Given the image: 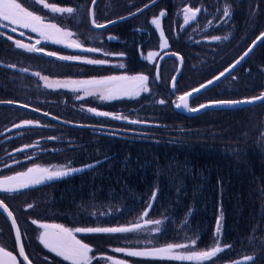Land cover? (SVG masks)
Masks as SVG:
<instances>
[{
	"label": "trees",
	"instance_id": "16d2710c",
	"mask_svg": "<svg viewBox=\"0 0 264 264\" xmlns=\"http://www.w3.org/2000/svg\"><path fill=\"white\" fill-rule=\"evenodd\" d=\"M45 1L74 8L75 20L58 16L57 21L83 32L81 38L85 48L94 46L122 53L121 58L129 73L147 72L146 66L154 61V57L150 61L145 57L150 51H155L159 44L150 29L152 24L147 21L144 26L135 25V20L141 16L150 19L152 15L166 11L167 23L168 15L178 9L161 7L163 0H158L131 19L104 30H94L90 19L91 0ZM151 3L153 0H99L95 19L97 23H108L130 16ZM31 4L32 0H28L26 6ZM30 10L53 18L42 5L35 9L30 7ZM234 13L237 27L240 28L234 36L243 40L242 45L230 47L233 52L236 51L235 55L227 47L223 53L215 52L192 71L193 68H188L189 61L193 59L195 62L196 58L191 48L182 43L176 50L185 59L176 95L199 87L219 75L264 33V0H252L243 7L238 5ZM247 25L250 28L245 32L244 26ZM0 32L4 33V37L0 38V101L23 103L48 112L53 117L49 119L21 109L0 107V154L42 140L49 148L43 155L48 161L70 163L75 168L84 169L59 181L23 190L22 193L0 194L20 225L32 224V220L70 225L74 218L76 220L80 209L93 207L120 210V220L106 225L122 226L128 217H131L129 223H135L139 222L141 213L152 202L151 194L156 192L147 220H160L163 223L165 230L161 238L164 244L176 242V238H182L185 234L190 239L196 238L202 248H210L219 219L220 244L222 248L231 246V250L218 254L215 264H237L238 261L248 264L246 255L242 253L248 250L253 252L251 246H264V148L258 144V134L254 130L257 121L253 116L264 111L260 109L262 104L241 110H210L187 117L178 113L175 106L161 105L151 97L135 101L118 100L107 105L96 104L90 99L75 102L68 91L44 90L34 73L53 78H84L107 76L113 74L112 71H108L107 67L64 62L44 54L28 53L7 40L8 33L3 29ZM96 33L112 34L118 38H104L103 44L94 45L92 38ZM40 47L45 52L53 51L60 55L86 54L81 50L46 42ZM194 49V52H199L198 48ZM170 60H166L162 66ZM263 68L264 43L232 76L193 100L192 105L197 107L211 100L259 96L264 92ZM185 74H189L191 86L182 83ZM237 76L240 78L234 82L232 79ZM229 80L232 85L224 87ZM156 84L159 90H170L172 95L170 85H164L162 79L159 83L156 80ZM87 107L119 112L128 117L149 115L152 119L145 121L152 125L139 131L137 126L124 121L90 115L85 111ZM32 117L45 122V126L10 130ZM50 147L60 150L52 152ZM88 165L96 167L89 168ZM19 194L31 199L27 203L54 209L58 218L32 216L21 210L26 203L21 204L15 197ZM2 195H12L13 198L7 200ZM134 216L136 218L132 219ZM0 225L9 226L3 213H0ZM12 238L11 235V241ZM260 252L263 253L262 250ZM255 261L264 264V254Z\"/></svg>",
	"mask_w": 264,
	"mask_h": 264
},
{
	"label": "snow or ice",
	"instance_id": "6c2138e0",
	"mask_svg": "<svg viewBox=\"0 0 264 264\" xmlns=\"http://www.w3.org/2000/svg\"><path fill=\"white\" fill-rule=\"evenodd\" d=\"M92 4L95 5L96 0H91ZM158 2V0H153V3ZM28 0H0V29H4L6 32L17 33L18 29H27L30 33H36L39 35L40 39H36L34 44L23 43L20 39L14 41L15 47L18 49H23L28 53H39L44 54L48 57H55L60 61H75L87 65L95 66H105L109 64L107 59H93L87 58L82 55H59L57 52L48 51L45 52L43 47H37L41 44V40L49 41L53 44H64L68 49H81L84 53H99L101 49L96 47H83L80 43L72 40V33L59 27L56 23L49 22L48 16H41L36 14L35 10H30V7L35 9L37 6L42 5L43 9H50V13L55 17V14H74L75 9L71 7H58L54 4L45 3L44 0H32L31 6H26ZM149 5H145V8ZM84 11V9H81ZM141 12L143 9L140 10ZM185 11H191L190 9H185ZM199 12L200 9H196ZM133 16L136 13L132 14ZM160 17L166 16V12H161ZM195 13H193V16ZM223 16L229 17V10L225 8L223 10ZM123 19H127L124 17ZM185 24H187L188 17L184 18ZM117 21H109L108 23L114 24ZM226 22V21H225ZM157 29L160 28V21L158 19H153L151 21ZM92 25L95 29H106L107 24L97 23L95 19L92 20ZM19 36L24 37L25 32L19 31ZM4 37V33L0 32V38ZM7 40L12 41L13 36L7 35ZM264 38V33H261L257 37V41H262ZM112 39V38H110ZM160 39L163 41L164 33L160 32ZM215 41H219L220 37H214ZM227 39V37H225ZM65 41H68L65 43ZM256 46V41L253 42V47ZM161 48L165 47L164 43H161ZM253 51L250 47L238 60L235 61L230 68H226L224 71L220 72L218 76L214 77L213 80H208L205 84L199 85V87L191 89V91L184 92L183 94L176 97V100L172 101L177 109H184L191 113H199L200 111H206L209 108H216L220 110L234 109L241 110L242 105L255 106L257 102L264 103V93L258 97L251 98H241V99H219L211 100L204 103H200L197 107H189V101L195 100L199 95L203 94V91L208 90L210 85L221 82V78H226V73L232 75L233 69L241 63ZM105 56L108 53H104ZM123 56V54H119ZM173 57L176 56L175 53L172 54ZM153 53L149 52L145 59L152 60ZM118 67L124 68V64H119ZM26 71V70H22ZM36 75H39L37 73ZM158 75L156 79L158 80ZM47 80V77L44 78ZM149 77L144 74L137 75H108L101 77H93L90 79H79V80H64V81H52L47 84L49 88H70L72 92L79 93L83 92L86 96H95L101 101H112L119 100L123 98L133 99L139 97L142 93H149L150 88L148 86ZM172 95L176 93L175 77H173V85L171 89ZM80 99V96L76 97ZM159 104L165 105L167 101L165 99H160ZM87 111L92 113L95 117H105L111 119H124L127 123L137 124L140 123L139 120L131 119L127 117H121L107 111H99L96 108H88ZM47 115V113H45ZM34 122L32 120L23 121L22 125H16V127L32 126ZM27 146H25L26 148ZM25 149H20L19 151H24ZM30 159H35L34 157H29ZM23 161H18L22 163ZM87 167L93 168L96 165H88ZM84 171L83 168L74 167H59V168H46L35 165L33 167H28L26 172H18L12 176H5L0 179V194H17L22 193L23 190L31 189L36 185H41L45 182H54L67 177L72 176L75 173ZM156 192L151 194V201L154 202L156 199ZM150 202L147 205L143 216H147L148 212L151 210L153 204ZM28 208H32L33 205L29 204ZM0 213H6L8 218L13 216V213L9 210V207L4 203V199H0ZM143 218V217H142ZM33 225L37 224L36 220H32ZM12 224L15 225L16 221L13 219ZM146 224H155L159 226L161 224L160 220L153 221L151 219L146 221ZM40 229H44L45 232L41 236V243L49 251L54 252L57 256L62 257L65 261H69L70 264H93V256L89 254L93 251L92 248L87 244L78 239L76 233H103V234H127V233H139L144 230V225L140 223H134L131 226H112V227H77L75 229L66 228L61 224H47L40 223L38 225ZM154 234H159L161 232L160 227H155L151 229ZM219 236H220V220L217 221L216 235L214 240L216 245L209 250H195L197 244L196 239H190L185 243H175L167 244L164 247H149L145 246L142 249H133L125 247H116L112 249L115 253H123L128 257H139V258H151V259H166L169 261H180V262H200L212 261L215 264V259L218 254L230 252L231 246L221 248L219 246ZM16 241L19 244L20 233L17 231ZM151 244V241H148ZM183 250V251H181ZM19 256L23 257L22 261H17L16 257L12 255L11 252L5 251L0 248V264H23V261H27L28 257L24 254V248L21 245L19 247ZM107 261L111 264H129L125 259H117L109 255L105 257ZM248 264H255L257 257L249 256L245 258ZM30 264V262H29ZM237 264H244L242 261H238Z\"/></svg>",
	"mask_w": 264,
	"mask_h": 264
},
{
	"label": "rangeland",
	"instance_id": "374dc122",
	"mask_svg": "<svg viewBox=\"0 0 264 264\" xmlns=\"http://www.w3.org/2000/svg\"><path fill=\"white\" fill-rule=\"evenodd\" d=\"M235 1H236V4L232 3V1H230V0H226V3H222L221 6L208 7V8L179 7L175 12H173L172 15H168L169 19H168L167 23L165 22L166 16L160 17V15H159L162 11L159 12L158 15L157 14L152 15V17L150 19H148L146 17H142V16L139 17L138 19H136L135 23H134L135 25L144 26L147 23V21L151 23V21L153 19H158L160 21V25H161L159 29H157L156 26L153 25L152 23H151L152 25L150 26V29H152L154 32V38L156 39V37H157V39L159 40V44H158V47L155 49V51H150L153 53L154 61H152L148 66H146L147 72H144V73H129V72H127V69H128L127 65L124 62V60L121 58L122 56L119 55L120 53L115 52V51H110V49L99 48V49H101V51L99 53H86V54L80 53L78 55L86 56L87 58H93V59L98 58V59L109 60L108 65L101 66V67H107L109 69L108 71H112L113 74H111V75L144 74V75H147L149 77V81H148V86L150 88L149 93H142L139 97H136L133 99H129L126 97V98L119 99V100H130V101L133 100V101H135V100H138V99L143 98V97H151V99L158 102L160 99H165L167 101V103L165 105H168V107H169V104H170L174 108L175 105L172 101L176 100V97L178 95L175 94L173 96L170 94V90L169 91H166V90L162 91V90H159V88L156 86L157 85L156 84L157 79H156L155 71H156L157 63H158L160 57L164 53L169 52V51H175L176 52V50L178 48H180L179 46H181L182 43H185L188 45V48H191L192 54H194L195 58H196L195 62L193 61V59L189 61V67L188 68H193L192 69V71H193L194 68L195 69L198 68L205 61V59L208 60V58L211 55H213V54L215 55V52H220V53L222 52L223 53V50L227 49V47L229 48L230 52H232L234 54L236 51L233 52L230 47L236 46V45H242L241 43L243 42V40H241V38L237 39L234 36L237 33V30L240 29L239 27H237V21H236V17H235L236 14L234 13V10L236 9V7L238 5H240V7L241 6L243 7V6H245L246 3H248L252 0H235ZM44 2L48 3L45 0H44ZM240 2H241V4H240ZM58 7H60V6H58ZM225 8H227L229 10V17L223 16V10ZM185 9H190V10L200 9V11H199L200 19L198 20L197 23L191 24L190 11H185ZM48 10L50 11V9H48ZM163 12H166V11H163ZM166 15H167V12H166ZM58 16H61L64 19H69L71 17V18H74V20H75V13L74 14H66V13L65 14H55V17L52 19H49V22L56 23L59 27L64 28L67 31H70L72 33L71 39L75 40L77 43H80L83 47H86L83 43V39L81 38L83 36V32L74 30L69 26H65V25L60 24V22L57 21ZM185 16L188 17L187 24H185V20H184ZM255 20H256V18H255ZM257 23H258V20H257ZM244 25H246V24H244ZM252 25L254 27L256 25V21ZM244 28H245L244 31L248 32L250 26L247 25V26H244ZM3 31H5V30L3 29ZM19 31H24L25 36L20 37ZM114 31L115 30H113V32ZM161 31H163V33H164L163 41L160 39V32ZM6 33H8V35L13 36V40H12L13 42L16 39H20L23 43L34 44L36 39H40L38 34L30 33V31L27 29H23V30L18 29L17 33H11L10 31H7ZM214 37H220L221 39L219 41H215L213 39ZM225 37H227V39H225ZM93 38H92V41L95 45L98 43L103 44V40H105L104 38L111 40L110 38L115 39L118 37L115 35H112V34L107 35V33H96V35H94ZM44 42L53 44L49 41L41 40V44H43ZM67 42L68 41H65V43H67ZM161 43H164L165 47L161 48L160 47ZM40 45H37V47H40ZM55 45H57V44H55ZM59 45L64 46V44H59ZM250 45H251V43H250ZM96 48H98V47H96ZM194 48H198L197 50H199V52H194L195 51ZM21 50H23V49H21ZM23 51H25V50H23ZM104 53H108V55L105 56ZM64 62H73V61H64ZM121 63L124 64V68L118 67V65ZM177 67H178V64L175 60H170L167 63H165V65L162 66V68H161L160 78H158V80H157L158 83L162 79L164 85L169 87L171 80H172V77L176 73ZM262 71L264 74V68ZM187 73H189V72H187ZM36 74L37 73H34V75H36ZM36 76H37L38 80L41 82L40 85L42 86V88L44 90L50 91V92L68 91L72 95V99L75 102L90 99V100H92V102H94L96 104H102V105L106 104L107 105V104H110L112 102L118 101V100L101 101L95 96H86L83 92L74 93L71 91L70 88H49V87H47V84L51 83L52 81H57V80L64 81V80H69V79H72V80L90 79L93 77L53 78V77L46 76V75H43L40 73H39V75H36ZM45 77H47V80L44 79ZM94 77H101V76H94ZM239 78H240V76L235 77V79H232V78L231 79L235 80L234 82H236V81H238ZM189 79H190L189 74H185V79H183L182 83H184L185 85L187 83L189 86H191L192 83L189 81ZM231 85H232V83H230V80H229L228 82H226L224 84V87H228ZM77 96H80L81 98L77 99L76 98ZM196 106H198V105H196ZM88 108H93V107L85 108V111L88 114L93 115L92 113H89L87 111ZM260 109H262V110L264 109V103L262 104ZM166 110H167V108H166ZM99 111H101V110H99ZM107 112H110V113H113L116 115H120L121 117H127L129 120H131V119L139 120L140 123L132 124L134 126H137V129L139 131H144V129L146 127L152 125V123L145 121L148 119H152L149 115H147L146 117H145V115H143L144 117L142 116V118L141 117L136 118L133 116L128 117V116L123 115L122 113H119V112H111V111H107ZM152 115H153V113H152ZM159 115L161 116V113H159ZM164 115H165V113L162 114V117H164ZM253 116L255 117V120L257 121L255 123L254 130L258 134V138H257L258 144H260L264 148V111L261 114L260 113H254ZM33 118L34 117L25 119V120H32L34 122V124L31 127L45 126V122H43L42 120H38L35 118L33 119ZM100 118H105V117H100ZM107 119L126 122L124 119H120V120L111 119V118H107ZM25 120H23V121H25ZM23 121H21L17 125H22ZM25 127H29V126L16 127V125H15L10 130L12 131V130H16V129H22ZM10 130L8 132H10ZM8 132L6 131L5 133L7 134ZM46 145L47 144L43 143L42 140H35L30 144H26V145L22 146L21 148L19 147L15 151H11L9 153H3L2 152L3 154L2 153L0 154V179H3L5 176L15 175L18 172H26L28 167H33L35 165H39L40 167H46L49 169L59 168V167H68V166L73 167L70 163L50 162V161H48V159L44 158L43 155L45 156L46 153L49 151V148L47 149ZM25 146H27V147L25 148ZM20 149H25V150L19 151ZM59 150L60 149L58 147H50V151H52V152H56ZM43 153H45V154H43ZM29 157H34L35 159H30ZM18 161H23V162L18 163ZM57 181H59V180H57ZM48 183H50V182H45L41 185H46ZM2 197L6 198L7 200H10L13 198L12 195H2ZM15 197L21 202V204L26 203V204H24V206L22 207L21 210H24L25 212H29L32 216L44 217L45 215H48L50 219L58 218L57 217L58 213H56L57 211H55L54 209L43 207L41 205L37 206L35 203H27V201L31 202V199L28 200L29 197L27 198V196L25 194H19ZM22 201H24V202H22ZM29 204L33 205V207L28 208L27 206ZM49 209H51V210H49ZM80 210H79L78 215L76 216V220L74 218L73 222L69 223L70 225H91V226H102V227H104V226H106V224H108V222L112 223V221H114L117 223V221H119L121 218L120 217L121 216L120 210L116 209V208H112V207H106V208H100V209L93 207L92 209L88 208L87 210L86 209H82V211H80ZM20 212H22V211H20ZM66 212L69 213V211H66ZM72 212L73 211H70V213H72ZM143 213H144V211H143ZM143 213H141L140 220L138 223L145 226L144 230L139 232L140 234H143V236L145 237V241H146L145 246L164 247L170 243L171 244L185 243V242L190 240V237L188 235L183 234L182 238H176V240H175L176 242L172 241V242L164 244L163 240L161 238L162 237L161 233L164 232V230H165L164 225H162L163 223L161 222V224L159 226H157L155 224L148 225V224H146V221L148 219V215L145 217V216H143ZM71 216H67V217L70 218ZM133 218H136V216L132 217V219ZM129 219H131V217H128L127 222L122 226H131L132 224H134V223H131V221L129 223ZM153 221H156V220H153ZM40 223H44V222L37 221L36 225H39ZM135 223H137V222H135ZM24 225H27V224H24ZM66 225H68V224H66ZM155 227L161 228V232L159 234H154L151 231V229H154ZM1 233H4V232L0 230V235H1ZM8 234H9V236H7V237L5 236V237L1 238V240H4L5 242H7V240L9 239L11 241V232ZM134 234H138V233H134ZM144 237H142L140 235H137V236L132 235L131 241L133 243L134 240L136 239L135 243H137L140 239L142 240ZM12 240H13V238H12ZM220 240H221V234L219 236V244L221 243ZM148 241H151V244H148ZM215 245H216V241L214 240V242L211 244V247H213ZM219 246L222 248L221 244ZM211 247L210 248L209 247L202 248L200 246V244L197 243L195 246V250H209V249H211ZM0 248H3V247L0 246ZM251 249L253 250V252L248 250L247 252H244L242 254L246 255V257H249V256L256 257L257 256V258H260L261 255L264 254V250H263L264 246H257V247L251 246ZM260 250H262L263 253H261ZM181 251H183V250H181ZM7 252H9V251H7ZM236 253H238V252H236ZM214 259H215V263H216L217 259L216 258H214ZM258 262H260V261H255V264H258ZM162 264H197V262H187V261L180 262V261H169V260L163 259ZM200 264H213V262L212 261H205V262H200Z\"/></svg>",
	"mask_w": 264,
	"mask_h": 264
},
{
	"label": "flooded vegetation",
	"instance_id": "af4514ba",
	"mask_svg": "<svg viewBox=\"0 0 264 264\" xmlns=\"http://www.w3.org/2000/svg\"><path fill=\"white\" fill-rule=\"evenodd\" d=\"M222 3H226V0H163L161 1V7H217L221 6ZM234 3V1H232ZM196 9H192L190 11L191 16V24H195L200 19V13L195 11ZM193 13L195 15L193 16ZM1 199V198H0ZM66 228L75 229L77 227H97L91 225H66L61 224ZM21 237L24 246V250L27 254V257L33 264H70L69 261H65L62 257L57 256L54 252L49 251L48 248H45L41 243V236L45 232L44 229H40L38 225L27 224L20 225ZM102 227V226H101ZM104 227H112L106 225ZM10 228V229H9ZM0 230L4 233L0 235V246H2L6 251L12 253L13 256L16 257V260L19 262L20 257L18 255V249L16 245V241L14 238V233L11 225H0ZM13 237V240L5 242L1 240L3 237L9 236L10 233ZM132 235H140L142 237L143 234H97V233H76L78 239H81L82 242L87 243L91 248L92 252L89 254L93 256V264H111L110 261L104 259L105 257L111 255L117 259H125L129 262V264H162L161 259H151V258H139V257H128L123 253H115L112 249L116 247H125V248H133V249H142L145 247V237L139 240L137 243L136 239L132 243L131 236ZM152 247V246H149Z\"/></svg>",
	"mask_w": 264,
	"mask_h": 264
},
{
	"label": "water",
	"instance_id": "95a60500",
	"mask_svg": "<svg viewBox=\"0 0 264 264\" xmlns=\"http://www.w3.org/2000/svg\"><path fill=\"white\" fill-rule=\"evenodd\" d=\"M98 1L99 0H96V2H95V5H91V8H90V19H91V25H92V20L93 19H95V9H96V5H97V3H98ZM155 3H151L150 5H149V7H151L152 5H154ZM149 7H147V8H143V11H145V10H147ZM142 11V12H143ZM141 11H138V12H136V15L135 16H137V15H139L140 13H142ZM135 16H133V15H130V16H127V19H123V18H120V19H116V20H113V21H117L116 23H114V24H111V23H105V24H107V28H109V27H111V26H114V25H116V24H118V23H121V22H124V21H126V20H128V19H131V18H133V17H135ZM96 20V19H95ZM92 27H93V25H92ZM106 28V29H107ZM95 30H104V29H95ZM260 36V35H259ZM258 36V37H259ZM254 41H256V46L255 47H253V42ZM252 43H251V45L246 49V51H248V49L250 48V47H252L253 48V51L251 52V53H249V55L247 56V57H245V59L243 60V61H241V63L239 64V65H237L236 66V68L235 69H233V71H232V75L238 70V69H240L251 57H252V55L256 52V50L261 46V44L262 43H264V42H261V41H257V38L254 40ZM262 41H264V38H262ZM76 50H81V49H76ZM245 51V52H246ZM244 52V53H245ZM173 53H175L176 54V56L175 57H173L172 56V54ZM243 53V54H244ZM242 54V55H243ZM241 55V56H242ZM240 56V57H241ZM239 57V58H240ZM239 58H237L236 60H238ZM170 59H173V60H175L176 62H177V64H178V67H177V70H176V73L174 74V76L173 77H175V85H176V91H177V85H178V82H179V80H180V78H181V76H182V74H183V72H184V68H185V59H184V57L180 54V53H177V52H174V51H169V52H166V53H164L161 57H160V59H159V61H158V63H157V67H156V77H157V75H158V77L160 78V73H161V68H162V65H163V63L166 61V60H170ZM235 60V61H236ZM235 61L231 64V65H233L234 63H235ZM230 65V66H231ZM230 66H228L227 68H230ZM218 76V75H217ZM231 75H229L228 73H226V78L225 77H222L221 78V82H218V83H215L214 85H210L209 86V88H208V90H206V91H203V94L204 93H206L207 91H209V90H211V89H213V88H215L216 86H218L220 83H222L223 81H225L227 78H229ZM214 79V78H213ZM213 79H211V80H213ZM205 84V83H204ZM172 85H173V78H172V80H171V83H170V89H172ZM191 91V90H190ZM264 93V92H263ZM176 94V93H175ZM202 95V94H201ZM261 95V94H260ZM259 95V96H260ZM200 96V95H199ZM198 96V97H199ZM256 97H258V96H256ZM192 102H193V100H190L189 101V107H194L193 105H192ZM260 104H263V103H259V102H257V104L255 105V106H257V105H260ZM0 107H12V108H16V109H21V110H24V111H27V112H29V113H32V114H35V115H38V116H42V117H45V118H49V119H52L53 117L48 113V112H43V111H41V110H39V109H36V108H34V107H31V106H29V105H26V104H23V103H18V102H13V101H0ZM248 107H252V106H249V105H247V104H245V105H242L241 106V109L242 108H248ZM175 110L178 112V113H181V114H183V115H185V116H187V117H195V116H198V115H201V114H204L205 112H207V111H210V110H219V109H216V108H209V109H207L206 111H200L199 113H191V112H188L187 110H184V109H177V108H175ZM45 113H47V115H45ZM5 203V202H4ZM9 207V206H8ZM9 210L13 213V211L11 210V208L9 207ZM4 215H5V217L7 218V220H8V222H9V224L11 225V227H12V230H13V233H14V238H15V241H16V234H17V231H19V233H20V241H19V244L17 243V241H16V245H17V249H18V253H19V247L22 245L23 246V242H22V237H21V231H20V227H19V223H18V220H17V218H16V216H15V214L13 213V216L11 217V218H8L7 217V214L6 213H3ZM15 220L16 221V224L15 225H13L12 224V220ZM23 248H24V246H23ZM24 254L27 256V254H26V252H25V250H24ZM20 257V260L22 261L23 260V257H21V256H19ZM29 262H30V264H33L30 260H29V258H28V260L27 261H23V264H29Z\"/></svg>",
	"mask_w": 264,
	"mask_h": 264
}]
</instances>
